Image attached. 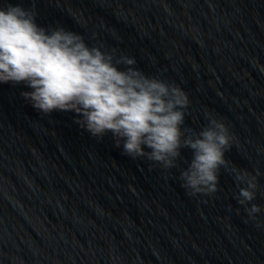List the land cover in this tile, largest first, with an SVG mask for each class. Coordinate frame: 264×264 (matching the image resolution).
I'll return each instance as SVG.
<instances>
[{
    "label": "water",
    "instance_id": "water-1",
    "mask_svg": "<svg viewBox=\"0 0 264 264\" xmlns=\"http://www.w3.org/2000/svg\"><path fill=\"white\" fill-rule=\"evenodd\" d=\"M36 23L134 57L187 94L184 128L209 117L234 136L211 197L189 196L178 167L132 159L74 112L44 114L25 84L0 83V264H264V0H0ZM120 67H123L121 65ZM257 176L253 220L231 168Z\"/></svg>",
    "mask_w": 264,
    "mask_h": 264
},
{
    "label": "clouds",
    "instance_id": "clouds-1",
    "mask_svg": "<svg viewBox=\"0 0 264 264\" xmlns=\"http://www.w3.org/2000/svg\"><path fill=\"white\" fill-rule=\"evenodd\" d=\"M0 6V83L25 84V99L38 111L74 112L75 122L93 137L111 133L116 147L132 159L146 158L162 169L178 167L182 149L192 159L180 172L189 196L211 197L219 189L220 169L233 134L222 120L209 117L200 131L184 128L188 94L175 82L148 76L134 57L89 46L82 35L36 23L33 9L11 3ZM123 65V67H120ZM239 188L238 203L251 219L261 207L251 204L257 176L231 168Z\"/></svg>",
    "mask_w": 264,
    "mask_h": 264
}]
</instances>
